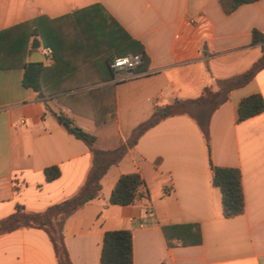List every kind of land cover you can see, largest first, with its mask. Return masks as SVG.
Here are the masks:
<instances>
[{"label": "crops", "instance_id": "obj_1", "mask_svg": "<svg viewBox=\"0 0 264 264\" xmlns=\"http://www.w3.org/2000/svg\"><path fill=\"white\" fill-rule=\"evenodd\" d=\"M41 17L47 18L41 22L44 39L36 50L30 27L9 31ZM110 18L143 46L146 69L120 71L115 80L68 93L114 85L122 142L157 110L195 100L206 88L220 89L262 55L260 46L252 45V31L264 34V0L243 4L230 15L219 0H0V220L17 206L44 211L74 196L85 182L93 155L53 113L90 134L94 122L72 115L56 96L43 100L25 87L22 66L46 57L32 63L53 68L55 53L73 48L86 54L87 64L66 66L69 59H64L52 70L55 75L85 70L106 76L102 52L85 48H94L102 32L107 42ZM254 94L264 99V69L231 90L211 114L208 139L190 114L168 117L146 131L103 177L99 197L64 222L71 264H100L103 236L113 230L132 232L134 264H264V112L238 121L241 100ZM211 164L241 171L243 214L223 216ZM49 167L60 172L51 182L44 174ZM133 173L145 181L142 198L129 206L111 205L118 179ZM146 203L155 217L147 216ZM0 264L59 263L47 232L30 228L0 236Z\"/></svg>", "mask_w": 264, "mask_h": 264}, {"label": "trees", "instance_id": "obj_2", "mask_svg": "<svg viewBox=\"0 0 264 264\" xmlns=\"http://www.w3.org/2000/svg\"><path fill=\"white\" fill-rule=\"evenodd\" d=\"M259 0H219L226 15L232 14L243 4L257 2ZM47 19L41 17L21 24L9 31L21 30L30 27V37H34L31 49L39 48L42 38L41 22ZM65 18L61 19L64 20ZM112 21V36L108 34L107 42L104 41V34L98 30V42L92 48L86 46V50L98 49L102 52L108 73L104 77L93 76L87 71H72L71 75L58 77L52 70L63 64L64 59H69L66 66H82L87 63L84 60L85 53L70 48L63 55L55 53V65L47 68L43 63L27 62L23 64L25 87L32 89L38 96L46 100L48 97L56 96L57 103L67 109L72 115L92 120L95 124L94 133L90 134L73 125V121L63 114L53 113L59 118L65 129L77 139L83 141L90 149L93 160L92 166L87 174L85 182L78 192L44 211L34 212L17 206L15 213L0 220V236L19 230L37 228L47 232L53 243L59 264H71L69 254L64 243L63 226L66 219L78 209L99 197L102 190L101 181L109 169L118 165L127 155L129 149L134 147L140 137L150 128L162 120L182 114L193 115L205 137H209V118L211 114L228 99L231 90L244 86L255 75L264 69V34L259 30L252 31V45H259L261 57L240 76L224 82L220 89H204L202 95L195 100L176 101L157 110L145 123L139 125L132 136L122 142L118 135L117 105L114 85L93 87L73 93L78 89H85L98 85L101 81H112L116 79V73L111 69L110 63L113 59L128 54L141 55L142 64L137 70H145L148 58L145 55L143 46L133 40L119 24ZM103 31V30H101ZM40 38L41 40L37 39ZM59 41V40H58ZM3 60V59H1ZM8 60V59H7ZM4 61V60H3ZM63 61V62H62ZM13 66L12 62H6ZM196 108L197 114L191 110ZM208 110V113H205ZM264 112V99L260 94H254L241 100L238 108V121L242 122ZM106 147V148H101ZM212 183L221 192L223 216L226 219L234 218L245 212V196L242 185V174L238 168L218 167L211 164ZM46 180L51 182L60 176L57 167H49L44 170ZM145 186V181L140 174L133 173L122 175L109 198V203L116 206H129L136 201V192ZM164 235L169 246L170 236L168 227L163 228ZM198 233V240L200 237ZM100 264H134L133 263V238L130 230H113L105 232L102 241Z\"/></svg>", "mask_w": 264, "mask_h": 264}, {"label": "built area", "instance_id": "obj_3", "mask_svg": "<svg viewBox=\"0 0 264 264\" xmlns=\"http://www.w3.org/2000/svg\"><path fill=\"white\" fill-rule=\"evenodd\" d=\"M49 54L52 53L50 49H48ZM143 62V58L141 55H133V54H128L123 57H118L112 60L110 63L111 69L116 73V79H117V74L120 71H133L137 69ZM22 123L24 121H21ZM142 198V193L141 189H138L136 192V201ZM145 210L147 212V216L149 218L155 217V213L151 207L150 203L145 204ZM140 226H144L143 223L140 224Z\"/></svg>", "mask_w": 264, "mask_h": 264}, {"label": "water", "instance_id": "obj_4", "mask_svg": "<svg viewBox=\"0 0 264 264\" xmlns=\"http://www.w3.org/2000/svg\"><path fill=\"white\" fill-rule=\"evenodd\" d=\"M31 62H44L46 61V57L39 58V57H34L30 59Z\"/></svg>", "mask_w": 264, "mask_h": 264}, {"label": "rangeland", "instance_id": "obj_5", "mask_svg": "<svg viewBox=\"0 0 264 264\" xmlns=\"http://www.w3.org/2000/svg\"><path fill=\"white\" fill-rule=\"evenodd\" d=\"M197 109L196 108H192V110H191V112L194 114V115H196L197 114ZM205 113L207 114L208 113V110H205ZM77 121L78 122H82V119H77ZM78 127H80V126H78Z\"/></svg>", "mask_w": 264, "mask_h": 264}]
</instances>
